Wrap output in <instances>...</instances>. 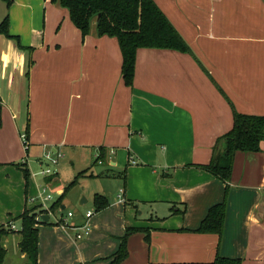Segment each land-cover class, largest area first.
<instances>
[{"label":"crops","instance_id":"1","mask_svg":"<svg viewBox=\"0 0 264 264\" xmlns=\"http://www.w3.org/2000/svg\"><path fill=\"white\" fill-rule=\"evenodd\" d=\"M153 1L192 54L139 47L128 86L117 39L99 36L95 20L82 37L57 2L0 0V23L7 17L19 42L0 33V223L20 228L15 218L37 206L43 186L63 192V159H85L82 178L118 185H103L97 193L108 206L90 217L83 196L71 216L63 205L52 210L50 224L38 225L36 264H109L126 227L136 230L118 264L207 262L216 254L264 264V139L258 151L234 154L222 234L196 231L224 198L225 183L202 166L232 128L233 110L264 116V0ZM47 150L62 157L53 174L40 175ZM19 238L4 237L2 264H25Z\"/></svg>","mask_w":264,"mask_h":264},{"label":"trees","instance_id":"2","mask_svg":"<svg viewBox=\"0 0 264 264\" xmlns=\"http://www.w3.org/2000/svg\"><path fill=\"white\" fill-rule=\"evenodd\" d=\"M7 6L12 0H3ZM66 8L72 23L84 37L89 33L91 23L95 20V30L99 36L115 37L120 47L122 62L121 75L124 83L132 84L134 76L135 53L139 47L173 49L191 53L190 48L182 36L174 28L165 14L153 0H49ZM0 33L7 38L18 37L8 32L7 17L0 23ZM26 133V132H25ZM264 139V116L237 113L233 110L232 128L220 136L213 148L209 162L202 167L210 174L225 183V193L222 202L211 206L206 216L201 220L197 232L222 234L226 213V198L229 189L232 162L237 151H258L260 142ZM101 155V153H100ZM102 156V155H101ZM100 157V156H99ZM23 170L27 178L29 172L23 163L16 164ZM84 174L83 171L79 175ZM77 175V176H79ZM76 176V177H77ZM76 177L67 184L63 192L54 200L50 208L55 210L60 205L64 193L75 184ZM95 211L108 206L107 199L99 194L93 196ZM37 206L25 210L15 220L20 221L19 230L10 229L9 223H0V264L3 263L6 249L3 245L5 236L17 232L20 235L18 247L26 257L25 264H36L38 256V225L50 224L49 221L36 219ZM56 224H59L56 222ZM136 229L126 227L120 238L118 249L112 255L109 264H118L128 254L127 238ZM146 239L147 235H146ZM170 264H242L240 258L223 257L216 254L215 258L207 262H175Z\"/></svg>","mask_w":264,"mask_h":264},{"label":"rangeland","instance_id":"3","mask_svg":"<svg viewBox=\"0 0 264 264\" xmlns=\"http://www.w3.org/2000/svg\"><path fill=\"white\" fill-rule=\"evenodd\" d=\"M41 13H43V9L41 10ZM86 160L82 159L80 162L75 161L73 163V165L71 163H69L66 159H63L59 162V171H58V175H59V179L63 180L65 182L64 187L69 184L77 175H79L81 169H77V166H81L82 164H84ZM94 167H97L98 165L95 164L93 165ZM83 172L85 173L86 171L83 170ZM83 174L79 175L76 177V182L73 186H71L65 193L63 198L61 199V203L59 205V207L61 205L65 206L64 209V216L65 214H67L68 210H71L74 212L75 207L77 205H79V201L80 198L83 196L84 198L88 199V203L85 204V206H83V210L88 208L90 209L92 212L96 213L95 208L93 203L91 202L92 196L93 194H98L97 192H102L101 188L104 187L110 191H117V184L115 182V180L111 179V183L110 181H106L104 178H102L101 180L99 179H87V178H82ZM108 179V178H107ZM106 181V182H105ZM54 198L58 197V194H53ZM108 203L109 200L106 196H104ZM133 207L130 206L128 207V209H132ZM133 210H135V208H133ZM140 211V210H139ZM138 218L141 217V215L139 216V214H137ZM51 218L53 219V217L51 216ZM15 224V223H14ZM16 225V224H15ZM19 230V227L16 225L15 231ZM125 231V229H124ZM17 233V232H14ZM19 234V233H17Z\"/></svg>","mask_w":264,"mask_h":264},{"label":"built area","instance_id":"4","mask_svg":"<svg viewBox=\"0 0 264 264\" xmlns=\"http://www.w3.org/2000/svg\"><path fill=\"white\" fill-rule=\"evenodd\" d=\"M20 138L23 142L24 147H26V133L22 132L20 133ZM62 157L61 153H52L51 151L47 150L45 152H43L42 156H41V160L40 163L44 162L45 164L42 166V168H40L37 173L40 175H51L54 173V169L53 167L56 166L58 164L59 159ZM95 158L97 159L98 162H100V158L99 155L96 154ZM26 160V156L22 159V162L24 163V161ZM130 162L132 164H135L136 161L133 160L132 158H130ZM123 189L121 188L119 190V194L118 196L121 197ZM33 201L36 200L37 201V209H36V219L38 221H43L42 217L43 215H48L50 217V215H52V210L50 208L51 203L54 200V197L52 195L51 192H49L47 190V188L45 186L41 187L37 197L35 199H32ZM68 216H71V212L67 213ZM93 214V212L91 210H88L86 212V217H90ZM59 224L65 225L66 221L65 220H61V221H56ZM9 227L10 229H15L16 225L14 224V222H10L9 223ZM88 231V227L87 225H83L81 227V232H77L75 233V238L76 239H81L84 237V235H86V232Z\"/></svg>","mask_w":264,"mask_h":264},{"label":"water","instance_id":"5","mask_svg":"<svg viewBox=\"0 0 264 264\" xmlns=\"http://www.w3.org/2000/svg\"><path fill=\"white\" fill-rule=\"evenodd\" d=\"M48 219H49V216L48 215H43V217H42V220L43 221H48Z\"/></svg>","mask_w":264,"mask_h":264}]
</instances>
